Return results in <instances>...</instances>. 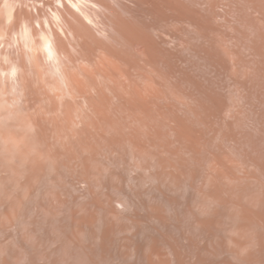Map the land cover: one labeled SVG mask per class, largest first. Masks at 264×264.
I'll use <instances>...</instances> for the list:
<instances>
[{
  "label": "rangeland",
  "instance_id": "obj_1",
  "mask_svg": "<svg viewBox=\"0 0 264 264\" xmlns=\"http://www.w3.org/2000/svg\"><path fill=\"white\" fill-rule=\"evenodd\" d=\"M94 1L0 0V264H264V0Z\"/></svg>",
  "mask_w": 264,
  "mask_h": 264
},
{
  "label": "bare ground",
  "instance_id": "obj_2",
  "mask_svg": "<svg viewBox=\"0 0 264 264\" xmlns=\"http://www.w3.org/2000/svg\"><path fill=\"white\" fill-rule=\"evenodd\" d=\"M60 2V1H59ZM61 3V2H60ZM77 3V2H76ZM78 3L79 4H86V3H89V4H94L95 1L94 0H78ZM61 5H63L61 3ZM78 7V6H77ZM85 17V16H84ZM42 48L46 51L47 55L49 57H53L55 55V49L53 47V43L52 41L50 40V38H44L43 42H42Z\"/></svg>",
  "mask_w": 264,
  "mask_h": 264
}]
</instances>
